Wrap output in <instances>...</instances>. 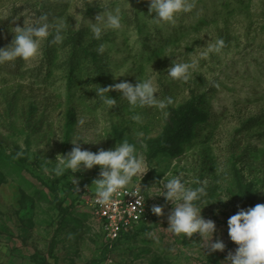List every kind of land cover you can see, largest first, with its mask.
<instances>
[{"label": "rangeland", "instance_id": "1", "mask_svg": "<svg viewBox=\"0 0 264 264\" xmlns=\"http://www.w3.org/2000/svg\"><path fill=\"white\" fill-rule=\"evenodd\" d=\"M99 1L123 14L121 28L101 36L99 48L108 56L105 78L133 84L151 78L158 99L174 102L163 110L133 107L115 91L125 107L113 113L119 105L108 109L83 98L67 80L65 65L52 63L48 74L37 68L39 56L25 61L28 71L17 75L0 64V264H223L237 247L228 236L227 219L239 208L264 203V0H195L193 10L179 14L175 24L155 23L142 14L148 0ZM28 4L0 0V47L11 41L16 26L32 20L35 13L24 9ZM82 9L81 0H70L62 17L68 27L90 29L101 12ZM217 38L225 40L222 51L202 57ZM192 61L197 63L187 82L167 75L171 62ZM200 96L178 129L177 110ZM251 117L256 125L248 128L244 121ZM165 124H177L166 151L147 158L136 146L149 169L129 184L143 187L148 220L138 234L109 250L87 203L95 194L91 183L99 166L54 177L56 157L71 150L76 134L100 139L80 142L82 149L95 152L122 139L135 145L155 139ZM173 175L188 186H196L194 180L207 186L201 214L214 221L213 239L225 243L223 251L201 249L195 233L167 234L173 205L152 194L158 181ZM154 205L163 206L160 215L151 211Z\"/></svg>", "mask_w": 264, "mask_h": 264}, {"label": "clouds", "instance_id": "2", "mask_svg": "<svg viewBox=\"0 0 264 264\" xmlns=\"http://www.w3.org/2000/svg\"><path fill=\"white\" fill-rule=\"evenodd\" d=\"M194 7L195 0H148L147 14L155 23L175 24L179 14L189 13ZM122 19L121 8L105 5L90 24L94 39L99 40L108 30H119ZM68 26L67 18L49 20L46 13L40 14L31 22L23 23L22 26H16L11 41L0 47V64L15 62L18 58L30 61L41 56L42 45L45 42L63 43ZM224 47L225 40L217 38L215 43L208 45L202 57L218 54ZM99 52H104L103 46L99 48ZM196 63V61L171 62L167 68V75L173 80L187 82L193 75L192 69ZM210 85L218 86L215 81H210ZM94 89L96 97L108 109L117 104V100L108 95L112 90L119 92L120 97L133 107L157 106L163 110L174 102L171 97L166 100L158 99V88L151 78L138 79L135 84L122 80L104 87L98 85ZM79 124L84 125L85 119L81 118ZM99 140L74 135L71 138L73 145L71 150L56 157V164L52 169L54 177L62 176L67 170L75 173L99 166L98 178L93 179L91 183L94 185L95 203L104 205L114 195H119L123 191L124 194L136 197L135 204L141 206L145 198L141 186L129 192L128 185L133 181V177L141 180L142 175L149 169L143 155L138 152L136 145L127 139H122L107 150L101 148L93 152L81 147V141L96 143ZM73 182L77 184L75 178ZM157 183L159 187L152 195H161L173 205L167 217V234L192 237L195 233L200 237L201 249H207L208 252L223 251L225 243L219 238L213 239L216 230L214 221L205 219L201 214V203L207 196V186L197 180L193 181L196 186H188L179 175L163 178ZM223 199L226 200L228 197ZM162 207L154 205L151 211L160 215ZM227 229L230 240L235 242L237 247L234 251L228 252L223 264H264V203L239 208L227 219ZM152 235L156 236L155 233ZM107 264H111V261L109 260Z\"/></svg>", "mask_w": 264, "mask_h": 264}, {"label": "trees", "instance_id": "3", "mask_svg": "<svg viewBox=\"0 0 264 264\" xmlns=\"http://www.w3.org/2000/svg\"><path fill=\"white\" fill-rule=\"evenodd\" d=\"M28 1L30 4L24 5V9H28L35 13L34 16H32V20L37 18L42 13H46L49 20L62 18L64 17V14L66 13L70 2V0ZM130 1L135 2V0ZM81 3L83 7L82 10L85 14H89L94 11H100L103 8L99 5V0H81ZM147 9L148 3L146 4V6L142 7V14L150 19L151 17L148 16ZM32 20H30L29 22H31ZM202 23L203 21L198 22V24ZM64 36L65 38L62 44H48L47 42H45L42 45V55L39 57V67L37 68H45L46 72H48L49 74L51 73L50 69L52 63H55L56 68H61L62 65H65L68 68V74H66L65 76L70 82V85H75L76 89L80 91L83 98L86 97V99H93L96 102V105H100L102 102H100L96 97L94 88L98 85L104 87L114 84L113 82H109L105 78L104 67L106 63L104 61H107L108 56L106 55V53L99 52V46L103 43L102 41H104V38H100L99 40L94 39L91 30L85 27H80L78 29L68 27V29L64 33ZM65 53L69 56L60 61L58 58H60V55L62 57V55ZM57 59L58 62L56 63ZM8 63L9 62H6L4 63V65H2L5 68L6 72L10 74L22 75L23 73L25 74V72L28 71L26 70L27 68L23 69L25 63L24 60L18 58L15 62H11L9 65ZM77 84L80 85L78 86ZM201 85H203V83ZM108 95L116 99L115 90L110 91ZM200 100L201 96L192 97L184 106L178 109L179 111L177 110L175 115V119L177 120V122L175 123L180 126L178 129L182 127V123L186 120L188 114L192 112L193 107L197 106ZM116 105L119 106L115 111H113V113L119 111L120 107H125L124 104L117 103ZM256 120V117H251L244 121V123L248 126V128H250L256 125ZM177 124H165L162 133L157 138H142L139 140V144H137L136 146L143 151L147 158L155 157L157 154L166 151L170 136L173 134L174 130H176V127L174 128V126H177ZM142 224L143 221L134 225L131 230L122 232L120 236L115 240L107 242L108 249H112V246L114 244L122 243V241L126 240V238L128 237H133L138 234L142 229ZM207 261L210 262V260ZM214 262H216L215 264H218V261L215 260Z\"/></svg>", "mask_w": 264, "mask_h": 264}, {"label": "built area", "instance_id": "4", "mask_svg": "<svg viewBox=\"0 0 264 264\" xmlns=\"http://www.w3.org/2000/svg\"><path fill=\"white\" fill-rule=\"evenodd\" d=\"M138 186L141 185H128V191L131 192ZM141 189L142 195L145 196L142 186ZM95 199V194L89 198L88 207L108 241L115 240L122 232L131 230L139 222L148 220L146 197L141 206L135 204L136 197L124 194L123 191L119 195H114L104 205L95 203Z\"/></svg>", "mask_w": 264, "mask_h": 264}]
</instances>
